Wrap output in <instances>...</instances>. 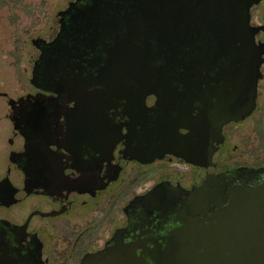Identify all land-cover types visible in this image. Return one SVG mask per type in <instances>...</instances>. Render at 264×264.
<instances>
[{
  "label": "flooded vegetation",
  "instance_id": "af4514ba",
  "mask_svg": "<svg viewBox=\"0 0 264 264\" xmlns=\"http://www.w3.org/2000/svg\"><path fill=\"white\" fill-rule=\"evenodd\" d=\"M162 1L70 0L30 39L25 87L0 70V264H114L128 249L170 264L168 252L207 250L234 203L258 201L264 56L254 108L222 122L217 77L238 56L219 41L229 7ZM260 11L251 49L264 46Z\"/></svg>",
  "mask_w": 264,
  "mask_h": 264
},
{
  "label": "water",
  "instance_id": "95a60500",
  "mask_svg": "<svg viewBox=\"0 0 264 264\" xmlns=\"http://www.w3.org/2000/svg\"><path fill=\"white\" fill-rule=\"evenodd\" d=\"M258 1L224 0L225 5L229 7V20L228 24L223 25L219 41L223 49L224 45L225 48L235 47L238 56H228L230 59L228 66L226 69L222 68L217 77L223 88L221 93L217 92L216 98L220 105L222 122L232 118L240 119L243 115L242 107V110L254 108L258 68L263 60L264 46L251 49L248 20L250 6ZM105 2L110 5L113 0H105ZM126 2L129 3L130 0ZM162 2L167 5L174 3L172 0ZM147 3L151 2H144ZM219 3L222 4L223 1L220 0ZM260 29L264 30V28ZM233 40L239 45L228 43ZM249 52H258V57L253 56L255 58L253 63L251 57H246ZM215 113V110L211 112V123L214 121ZM220 124L218 121V127L212 125V129L219 131ZM257 196V202L234 203L224 218L217 219V224L211 227L210 235L206 236L205 245L201 246L207 247V250L184 251L178 257L168 252L166 259L170 264H264V189L260 188ZM122 253H125L124 262L114 260V264H145L143 261H135L134 250L119 251L120 256ZM152 261L154 264H160L156 259L152 258Z\"/></svg>",
  "mask_w": 264,
  "mask_h": 264
},
{
  "label": "rangeland",
  "instance_id": "374dc122",
  "mask_svg": "<svg viewBox=\"0 0 264 264\" xmlns=\"http://www.w3.org/2000/svg\"><path fill=\"white\" fill-rule=\"evenodd\" d=\"M69 1L0 0V70H8V78L17 75L19 89L25 87V69L34 52L30 39L48 36L56 26V12ZM260 12L263 20L264 11Z\"/></svg>",
  "mask_w": 264,
  "mask_h": 264
}]
</instances>
